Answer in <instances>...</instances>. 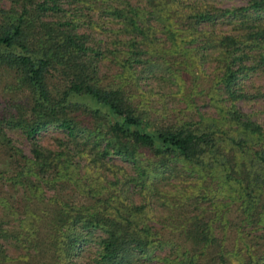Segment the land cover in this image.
<instances>
[{
  "label": "trees",
  "instance_id": "trees-1",
  "mask_svg": "<svg viewBox=\"0 0 264 264\" xmlns=\"http://www.w3.org/2000/svg\"><path fill=\"white\" fill-rule=\"evenodd\" d=\"M0 73V264H264V0H0Z\"/></svg>",
  "mask_w": 264,
  "mask_h": 264
},
{
  "label": "rangeland",
  "instance_id": "rangeland-1",
  "mask_svg": "<svg viewBox=\"0 0 264 264\" xmlns=\"http://www.w3.org/2000/svg\"><path fill=\"white\" fill-rule=\"evenodd\" d=\"M218 4L222 5V6H228V5H232V4H241V3H245V0H216ZM6 79L5 75H3L2 73H0V92H2L1 88L2 85L4 84V80ZM204 83H206V80H202ZM256 83H258L260 81V79L255 78ZM3 93V92H2ZM9 95V94H7ZM202 102V101H200ZM264 105V98H259L257 101H250V102H246L243 103L242 108L245 110H250L252 109L253 106L256 107H261ZM207 106L206 105H202V109H205ZM261 117H264V114H261ZM8 134L12 137L13 141H15V143L17 145H19L20 147H22L28 154H30V147H29V141L28 139L20 133V131L18 130H10L8 131ZM57 137H66V132L62 129H59L55 126H49L46 129H44L43 131H41V133L39 134V139L42 143L47 144V145H51L53 146L55 144V139ZM4 154H2V152L0 151V156H2ZM4 157V156H2ZM94 247L91 246L90 249H93ZM84 251L87 253H89V248L88 249H84ZM149 264H161L159 261H151Z\"/></svg>",
  "mask_w": 264,
  "mask_h": 264
}]
</instances>
